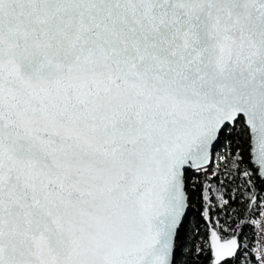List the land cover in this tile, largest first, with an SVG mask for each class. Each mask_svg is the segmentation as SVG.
Returning a JSON list of instances; mask_svg holds the SVG:
<instances>
[{"label":"snow or ice","instance_id":"snow-or-ice-1","mask_svg":"<svg viewBox=\"0 0 264 264\" xmlns=\"http://www.w3.org/2000/svg\"><path fill=\"white\" fill-rule=\"evenodd\" d=\"M197 198L264 264V0H0V264H175Z\"/></svg>","mask_w":264,"mask_h":264},{"label":"trees","instance_id":"trees-1","mask_svg":"<svg viewBox=\"0 0 264 264\" xmlns=\"http://www.w3.org/2000/svg\"><path fill=\"white\" fill-rule=\"evenodd\" d=\"M238 145H239V150L242 152L244 156V166L248 167L252 171H255L256 168L250 161V149L248 147V144L240 139L238 133L233 131H226L224 133L221 144L218 150L216 151V157H217L216 163L217 164L222 163L223 161L221 158L226 156L229 152L236 150ZM213 168H215V164ZM191 175L192 174L189 173L190 177ZM200 179L203 180L204 177H201ZM211 182L215 184L214 180ZM192 206H193V211L189 217L186 226L184 227L183 231H181L180 233L175 264H193L191 249L194 242L197 239L196 229L198 227H201V232H202V221L200 218L201 208L198 198L194 199ZM233 207L239 208L241 212L243 211V205H237L234 203ZM244 232L248 237L249 245L250 246L254 245L256 240L254 230L252 228H245ZM208 262H209V256L207 255H202L199 258V264H208Z\"/></svg>","mask_w":264,"mask_h":264},{"label":"water","instance_id":"water-1","mask_svg":"<svg viewBox=\"0 0 264 264\" xmlns=\"http://www.w3.org/2000/svg\"><path fill=\"white\" fill-rule=\"evenodd\" d=\"M221 141H222V139H221ZM221 141H220V143L217 145V147H216V151L218 150V148H219V146H220V144H221ZM250 161H251V163L254 165V167L256 168V165L252 162L251 152H250ZM213 167H214V164H213ZM192 211H193V206H192V210H191V212L189 213L188 218H187V220H186V222H185V224H184V227L186 226V224H187V222H188V220H189V217H190ZM184 227H183V229H184ZM183 229H182V231H183ZM177 248H178V241H177ZM177 248H176L175 257H174L175 259H176V254H177Z\"/></svg>","mask_w":264,"mask_h":264},{"label":"built area","instance_id":"built-area-1","mask_svg":"<svg viewBox=\"0 0 264 264\" xmlns=\"http://www.w3.org/2000/svg\"><path fill=\"white\" fill-rule=\"evenodd\" d=\"M255 243H256V240H255Z\"/></svg>","mask_w":264,"mask_h":264}]
</instances>
